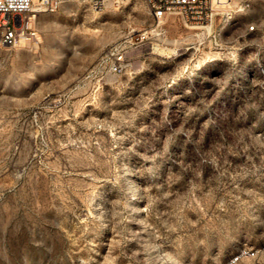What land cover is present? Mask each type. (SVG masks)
<instances>
[{"label": "rangeland", "instance_id": "obj_1", "mask_svg": "<svg viewBox=\"0 0 264 264\" xmlns=\"http://www.w3.org/2000/svg\"><path fill=\"white\" fill-rule=\"evenodd\" d=\"M231 6L62 0L0 48V264H264V0Z\"/></svg>", "mask_w": 264, "mask_h": 264}, {"label": "built area", "instance_id": "obj_2", "mask_svg": "<svg viewBox=\"0 0 264 264\" xmlns=\"http://www.w3.org/2000/svg\"><path fill=\"white\" fill-rule=\"evenodd\" d=\"M93 7L101 9L106 2L113 1L122 4L127 0H89ZM153 19L161 22L171 16H180L186 22L207 24L214 18L225 22L233 18L234 0H144ZM62 0H0V48L15 49L21 46L33 47L39 43V35L35 27L36 13L33 7H38L40 13L55 12ZM254 31V26L248 28ZM108 67L111 73L124 74L126 71V56L122 51H112ZM256 257L252 250H244L234 256L227 264H237L243 258Z\"/></svg>", "mask_w": 264, "mask_h": 264}, {"label": "bare ground", "instance_id": "obj_3", "mask_svg": "<svg viewBox=\"0 0 264 264\" xmlns=\"http://www.w3.org/2000/svg\"><path fill=\"white\" fill-rule=\"evenodd\" d=\"M41 11H40V9L38 8V7H33V13H36V15L37 14H39Z\"/></svg>", "mask_w": 264, "mask_h": 264}]
</instances>
